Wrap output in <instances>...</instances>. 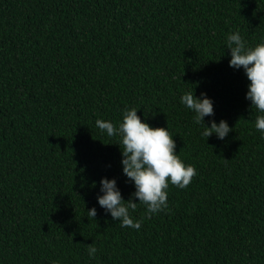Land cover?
Masks as SVG:
<instances>
[{
    "label": "trees",
    "instance_id": "16d2710c",
    "mask_svg": "<svg viewBox=\"0 0 264 264\" xmlns=\"http://www.w3.org/2000/svg\"><path fill=\"white\" fill-rule=\"evenodd\" d=\"M237 31L264 42V0H0V264H264V138L229 66ZM192 90L213 101L206 126L233 129L223 140L181 104ZM132 108L197 171L166 210H130L139 230L97 200L102 178L135 191L119 137L95 125Z\"/></svg>",
    "mask_w": 264,
    "mask_h": 264
},
{
    "label": "clouds",
    "instance_id": "9594fccd",
    "mask_svg": "<svg viewBox=\"0 0 264 264\" xmlns=\"http://www.w3.org/2000/svg\"><path fill=\"white\" fill-rule=\"evenodd\" d=\"M230 50L229 66L234 69L243 68L248 81L246 99L251 102V110L255 109L254 125L264 138V42L255 47H248L239 31L231 33L226 40ZM202 98L194 95V91L186 92L180 98L181 104L190 109L195 124H203L201 135L209 138L213 134L223 140L231 129L227 122L221 120L219 124L212 120L210 127L204 123L206 116H214L213 101L205 93ZM138 109H126L122 122L118 126L110 121L97 119L96 127L108 137H119V147L122 154V171L129 181L134 183L135 191L128 201H125L117 187L116 180L102 178L100 181L103 195L97 197L101 208L111 214L113 220L119 222L121 228L139 230L142 220H133L131 211H136L138 205L146 208V217L168 208V188L170 185L184 189L190 185L197 175L193 165H186L176 153V143L167 128H153L143 122L137 115ZM138 199V203L134 202ZM97 212L95 207L87 212V216L94 220ZM98 249L94 243L87 245L90 258H95Z\"/></svg>",
    "mask_w": 264,
    "mask_h": 264
}]
</instances>
